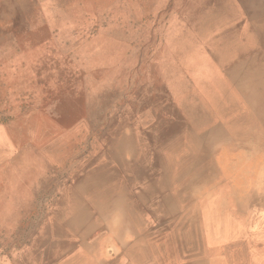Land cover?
<instances>
[{"label": "bare ground", "instance_id": "bare-ground-1", "mask_svg": "<svg viewBox=\"0 0 264 264\" xmlns=\"http://www.w3.org/2000/svg\"><path fill=\"white\" fill-rule=\"evenodd\" d=\"M165 42L77 98L66 133L6 138L0 179L31 158L40 181L1 230L16 264H264V0H195Z\"/></svg>", "mask_w": 264, "mask_h": 264}, {"label": "rangeland", "instance_id": "rangeland-1", "mask_svg": "<svg viewBox=\"0 0 264 264\" xmlns=\"http://www.w3.org/2000/svg\"><path fill=\"white\" fill-rule=\"evenodd\" d=\"M194 2L23 0L16 14L5 12L0 0V153L11 149L6 138L12 142L21 124L29 128L22 134L29 142L42 131L57 137L75 126L66 116L92 86L154 70L153 62L166 49L171 16L180 20ZM77 117H83L82 110L71 118ZM31 161L0 179V218L9 217L0 219V264L20 259L24 244L18 232L2 240L1 230L21 209L18 201L26 199L29 184L39 181ZM45 187L40 209L54 183Z\"/></svg>", "mask_w": 264, "mask_h": 264}]
</instances>
